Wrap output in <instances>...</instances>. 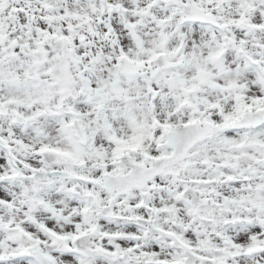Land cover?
<instances>
[{
  "label": "snow or ice",
  "instance_id": "6c2138e0",
  "mask_svg": "<svg viewBox=\"0 0 264 264\" xmlns=\"http://www.w3.org/2000/svg\"><path fill=\"white\" fill-rule=\"evenodd\" d=\"M0 264H264V0H0Z\"/></svg>",
  "mask_w": 264,
  "mask_h": 264
}]
</instances>
